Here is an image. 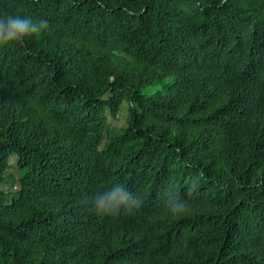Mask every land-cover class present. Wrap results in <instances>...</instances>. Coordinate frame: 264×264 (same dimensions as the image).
<instances>
[{
	"label": "trees",
	"instance_id": "16d2710c",
	"mask_svg": "<svg viewBox=\"0 0 264 264\" xmlns=\"http://www.w3.org/2000/svg\"><path fill=\"white\" fill-rule=\"evenodd\" d=\"M18 9L49 26L0 46V264H264V0ZM114 180L133 212L92 208Z\"/></svg>",
	"mask_w": 264,
	"mask_h": 264
},
{
	"label": "clouds",
	"instance_id": "9594fccd",
	"mask_svg": "<svg viewBox=\"0 0 264 264\" xmlns=\"http://www.w3.org/2000/svg\"><path fill=\"white\" fill-rule=\"evenodd\" d=\"M48 26L47 19L34 18L19 9L9 14L0 15V46L20 43L29 36L46 31ZM193 191V186H189L184 195L174 194L169 190L164 211L171 216L184 214L189 207L187 196ZM139 204V195L118 180L101 187L91 197V206L94 211L104 215L116 214L121 211L131 213Z\"/></svg>",
	"mask_w": 264,
	"mask_h": 264
},
{
	"label": "rangeland",
	"instance_id": "374dc122",
	"mask_svg": "<svg viewBox=\"0 0 264 264\" xmlns=\"http://www.w3.org/2000/svg\"><path fill=\"white\" fill-rule=\"evenodd\" d=\"M123 107H125V104L123 105ZM125 119H126L125 118V111H123V112H121L119 114L118 117H116L113 120V123H116V120H119L120 122L124 123ZM110 121L112 123V118H110ZM23 172H24V169L19 168L18 165H17L16 156L15 155H11L10 158H9V162H8V168H7V170L4 173L5 180L2 183H0V188L3 189V186H5V184H7L6 188L8 190H6V191L12 192L13 191L12 187H11V185L13 184L12 176L18 177V175L22 174Z\"/></svg>",
	"mask_w": 264,
	"mask_h": 264
}]
</instances>
